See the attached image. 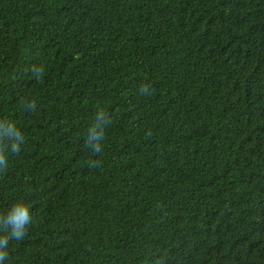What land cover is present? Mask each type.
I'll use <instances>...</instances> for the list:
<instances>
[{
    "label": "trees",
    "instance_id": "16d2710c",
    "mask_svg": "<svg viewBox=\"0 0 264 264\" xmlns=\"http://www.w3.org/2000/svg\"><path fill=\"white\" fill-rule=\"evenodd\" d=\"M13 131L2 264H264V0H0Z\"/></svg>",
    "mask_w": 264,
    "mask_h": 264
},
{
    "label": "clouds",
    "instance_id": "9594fccd",
    "mask_svg": "<svg viewBox=\"0 0 264 264\" xmlns=\"http://www.w3.org/2000/svg\"><path fill=\"white\" fill-rule=\"evenodd\" d=\"M143 93L148 92V87L141 89ZM104 114L98 113L97 124L93 127L88 134V139L96 153L101 151V140L103 133V126L106 121L103 119ZM11 129V125H3ZM10 143H5V140ZM22 137L18 131H13L10 137L0 136V171H3L7 166V160L5 152L10 147L11 151H19V145L22 143ZM31 214L27 205L18 203L13 206L11 211L6 216H0V227L5 229L10 228V237L15 239H22L26 235V228L31 222ZM9 242V237H0V264L6 258V248Z\"/></svg>",
    "mask_w": 264,
    "mask_h": 264
}]
</instances>
